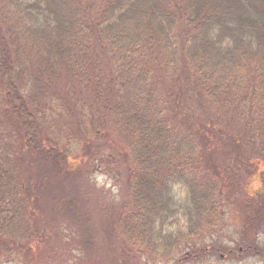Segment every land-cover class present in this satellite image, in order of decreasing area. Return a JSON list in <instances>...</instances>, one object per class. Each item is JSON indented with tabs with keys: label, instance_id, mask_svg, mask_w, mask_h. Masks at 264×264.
<instances>
[{
	"label": "trees",
	"instance_id": "obj_1",
	"mask_svg": "<svg viewBox=\"0 0 264 264\" xmlns=\"http://www.w3.org/2000/svg\"><path fill=\"white\" fill-rule=\"evenodd\" d=\"M177 74L208 103L257 106L264 119V0H0V231L22 234L23 197L9 163L20 161L23 189V151L51 166L66 161L61 130L49 128L65 114L54 105L63 83L80 90L79 125L112 135L108 155L127 168L117 223L127 243L168 256L216 228L227 193L239 177L264 173V159L229 173L255 150L253 139H233L228 171L214 176L209 138L170 112L173 95L160 78ZM86 131L71 138L101 158V146L82 141Z\"/></svg>",
	"mask_w": 264,
	"mask_h": 264
},
{
	"label": "rangeland",
	"instance_id": "obj_2",
	"mask_svg": "<svg viewBox=\"0 0 264 264\" xmlns=\"http://www.w3.org/2000/svg\"><path fill=\"white\" fill-rule=\"evenodd\" d=\"M160 83L173 95L168 102L172 115L182 124L188 119L196 138H209L207 166L214 176L227 170L233 139L251 138L255 150L243 164L234 161L237 165L229 173L244 174L250 161L255 166L264 159V119L257 106L212 105L201 91L191 88L184 74L162 76ZM56 89L60 97L54 105L58 114L62 110L65 114L56 116L57 126L53 122L49 128L61 130L66 161L51 166L35 152L23 151V189L17 175L20 161L9 163L14 185L21 189L15 192L23 197L22 234L12 239L0 231V264H264V173L248 176L247 181L239 177L240 185L227 193L230 198L224 202L217 227L180 244L172 254L165 256L160 247L127 243L117 223L127 199L128 174L121 156L118 161L108 155H113L115 139L108 133L90 135L79 125L80 90L66 83ZM82 131H86L82 141L102 147L101 158H94L71 138ZM14 146L18 154L19 145ZM230 181L225 176L222 188L227 190Z\"/></svg>",
	"mask_w": 264,
	"mask_h": 264
}]
</instances>
